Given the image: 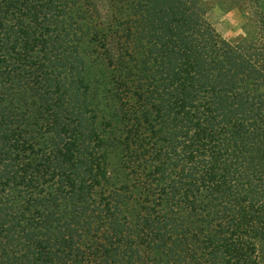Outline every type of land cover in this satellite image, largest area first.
Masks as SVG:
<instances>
[{
    "label": "trees",
    "instance_id": "16d2710c",
    "mask_svg": "<svg viewBox=\"0 0 264 264\" xmlns=\"http://www.w3.org/2000/svg\"><path fill=\"white\" fill-rule=\"evenodd\" d=\"M0 0V264H264V1Z\"/></svg>",
    "mask_w": 264,
    "mask_h": 264
},
{
    "label": "rangeland",
    "instance_id": "374dc122",
    "mask_svg": "<svg viewBox=\"0 0 264 264\" xmlns=\"http://www.w3.org/2000/svg\"><path fill=\"white\" fill-rule=\"evenodd\" d=\"M209 6L207 20L223 38L235 40L244 36L248 19L237 11L227 12L217 7L216 0H205ZM264 1V0H263Z\"/></svg>",
    "mask_w": 264,
    "mask_h": 264
}]
</instances>
